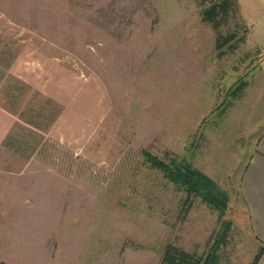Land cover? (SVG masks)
<instances>
[{"label":"rangeland","instance_id":"rangeland-1","mask_svg":"<svg viewBox=\"0 0 264 264\" xmlns=\"http://www.w3.org/2000/svg\"><path fill=\"white\" fill-rule=\"evenodd\" d=\"M201 1L0 0V261L159 264L229 219L225 259L252 263L240 183L264 131V0H237L246 41L222 58ZM172 158L228 191L221 218Z\"/></svg>","mask_w":264,"mask_h":264},{"label":"trees","instance_id":"trees-1","mask_svg":"<svg viewBox=\"0 0 264 264\" xmlns=\"http://www.w3.org/2000/svg\"><path fill=\"white\" fill-rule=\"evenodd\" d=\"M200 5L202 20L216 31L215 47L219 58L234 52L246 41V33H241L240 29L233 30L229 26L231 19L238 15L237 0H202ZM224 27L226 31L222 30ZM242 81L232 91L234 95H239L242 91L243 85L246 84L245 80ZM27 121L36 127L43 128L42 124L33 118ZM169 167L172 172H175L174 175L179 181H184L193 189L194 194H202L212 207L219 209L220 218L223 216V210L229 202L230 195L216 180L199 167L189 162H179L176 158L171 159ZM233 228L232 220H221L219 228L212 233L202 252L187 250L175 243H169L165 247L159 264H228L223 252L231 242ZM263 249L262 247L258 250L251 264L257 263ZM0 264L10 263L1 260Z\"/></svg>","mask_w":264,"mask_h":264},{"label":"crops","instance_id":"crops-1","mask_svg":"<svg viewBox=\"0 0 264 264\" xmlns=\"http://www.w3.org/2000/svg\"><path fill=\"white\" fill-rule=\"evenodd\" d=\"M240 185L251 232L258 248H264V131L249 158ZM256 264H264V249Z\"/></svg>","mask_w":264,"mask_h":264}]
</instances>
